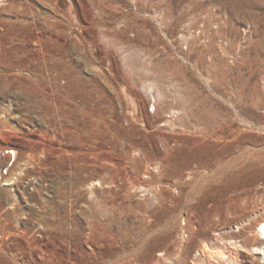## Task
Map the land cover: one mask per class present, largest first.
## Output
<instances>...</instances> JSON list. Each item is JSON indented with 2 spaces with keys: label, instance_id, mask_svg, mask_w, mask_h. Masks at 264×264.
<instances>
[{
  "label": "rangeland",
  "instance_id": "rangeland-1",
  "mask_svg": "<svg viewBox=\"0 0 264 264\" xmlns=\"http://www.w3.org/2000/svg\"><path fill=\"white\" fill-rule=\"evenodd\" d=\"M5 168L0 264H263L264 0H0Z\"/></svg>",
  "mask_w": 264,
  "mask_h": 264
},
{
  "label": "bare ground",
  "instance_id": "bare-ground-1",
  "mask_svg": "<svg viewBox=\"0 0 264 264\" xmlns=\"http://www.w3.org/2000/svg\"><path fill=\"white\" fill-rule=\"evenodd\" d=\"M149 89H150V87H149ZM12 152L13 151H11V153ZM255 224H257V230L256 231L258 233V238L253 240L252 247H253L255 254L258 256L259 261H261L264 264V216L259 218L255 222ZM203 252H204L205 256L208 255L210 258H212V261H213L212 264H224L225 260L229 259V257H230V256H228L227 253H225L222 250L217 251V250H210V248H207L206 250L204 249Z\"/></svg>",
  "mask_w": 264,
  "mask_h": 264
},
{
  "label": "built area",
  "instance_id": "built-area-1",
  "mask_svg": "<svg viewBox=\"0 0 264 264\" xmlns=\"http://www.w3.org/2000/svg\"><path fill=\"white\" fill-rule=\"evenodd\" d=\"M5 154H8V151H5ZM8 155L12 158V161L15 159V156H12V155H10V154H8ZM10 166H11V165H10ZM6 172H7V168H5V169H3V170L0 169V179H2L1 176H2V175H5Z\"/></svg>",
  "mask_w": 264,
  "mask_h": 264
}]
</instances>
